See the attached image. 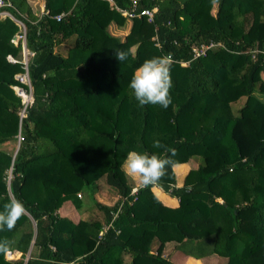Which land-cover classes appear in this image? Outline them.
I'll use <instances>...</instances> for the list:
<instances>
[{"label": "trees", "instance_id": "obj_1", "mask_svg": "<svg viewBox=\"0 0 264 264\" xmlns=\"http://www.w3.org/2000/svg\"><path fill=\"white\" fill-rule=\"evenodd\" d=\"M4 1L0 211L13 199L28 211L0 232V264H176L175 250L264 264V0H44L41 14ZM135 3L153 18L125 16ZM127 22L123 41L111 29ZM168 54L172 104L141 106L134 71ZM26 67L31 87L16 78ZM16 87L32 94L26 109ZM130 151L198 166L181 185L169 167L158 185L136 187L123 169ZM66 203L78 221L60 213Z\"/></svg>", "mask_w": 264, "mask_h": 264}, {"label": "clouds", "instance_id": "obj_2", "mask_svg": "<svg viewBox=\"0 0 264 264\" xmlns=\"http://www.w3.org/2000/svg\"><path fill=\"white\" fill-rule=\"evenodd\" d=\"M119 61L127 59V54L117 52ZM174 63L171 54L146 59L134 71L129 83L134 98L141 106L154 105L167 109L172 104L170 90L173 87L171 66ZM155 148H164L159 141L153 144ZM175 155V149H167ZM175 161L162 158L157 154L130 151L124 161V167L129 175L138 176L145 187L156 186L167 175L169 167L175 166ZM28 209L19 199H13L3 206L0 211V232L11 231L17 222L26 214ZM8 242L0 241V253L8 252Z\"/></svg>", "mask_w": 264, "mask_h": 264}, {"label": "rangeland", "instance_id": "obj_3", "mask_svg": "<svg viewBox=\"0 0 264 264\" xmlns=\"http://www.w3.org/2000/svg\"><path fill=\"white\" fill-rule=\"evenodd\" d=\"M29 3L31 4V6L33 7L34 11L36 14H41L44 11V0H28ZM43 7V8H42ZM130 29H131V23L127 22L125 24L124 27H122L121 29H117L116 27L113 26L112 33L121 37V39L124 41L126 40V37L130 34ZM12 149V146L11 148ZM197 168V163L194 160H190L188 163H185L183 165H178L176 167H174V172L176 175V179L177 181L180 183V185L184 182V179L186 177V175L188 174V172L192 169ZM123 169L126 172L125 167H123ZM127 178H128V182L130 185L132 186H142V182L140 177L138 176H133V175H129L126 172ZM177 177H181L180 179H178ZM99 200H101L103 203L108 204V205H112L115 203L116 201V197L112 196L110 194V192L105 191V190H101L99 193ZM82 195L84 196L85 199L87 200H91V194L84 191L82 192ZM169 195V194H168ZM170 196V195H169ZM68 207L67 211H74V207L71 204H65L64 207L60 210L61 214L64 213L66 215H68L65 211V209ZM67 217V216H66ZM74 219V221H78V218H71ZM158 244H154L153 246V251H156ZM172 250V247H170ZM170 250V251H171ZM169 253V250L167 251ZM167 252L165 253L167 255ZM11 254L8 255V257L11 259L13 258L12 252H10ZM185 255L184 252L180 251V250H175L174 252H172L170 259L176 263V264H226V260L221 258L219 255H213L211 257L205 258V259H201V260H196V259H192L189 258Z\"/></svg>", "mask_w": 264, "mask_h": 264}, {"label": "built area", "instance_id": "obj_4", "mask_svg": "<svg viewBox=\"0 0 264 264\" xmlns=\"http://www.w3.org/2000/svg\"><path fill=\"white\" fill-rule=\"evenodd\" d=\"M110 3L113 5V0H110ZM8 6H11V3L8 2V1H4V0H0V18H5V17H10V18H13V16L11 15V13L9 11H7L5 8L8 7ZM157 9H143L141 12H137V8H136V3L134 4V10L128 12H123V14L125 16H127L129 19H133V18H138V17H147L149 20H151L153 18V14L154 12L156 11ZM18 23L21 25V27L23 28V30L25 31V27L24 25L18 21ZM24 37H23V41H24ZM25 43V42H24ZM213 46L215 45H211V46H208V47H204L203 48V51L199 52L198 50L196 51V55H199V54H205V51L207 49H210L212 48ZM29 54L28 50L26 49L25 47V44H24V62L27 66V55ZM7 60L10 62V63H17L18 61L11 55H9L7 57ZM27 67H26V73L25 74H20V75H17L16 78L17 80H19L21 83H24V84H27L30 86V79H29V75H28V71H27ZM31 87V86H30ZM16 93L18 96H20L22 98V102L24 103L25 105V108L29 105L30 102H32L33 100V97H32V94L27 92L24 88L22 87H16Z\"/></svg>", "mask_w": 264, "mask_h": 264}, {"label": "crops", "instance_id": "obj_5", "mask_svg": "<svg viewBox=\"0 0 264 264\" xmlns=\"http://www.w3.org/2000/svg\"><path fill=\"white\" fill-rule=\"evenodd\" d=\"M43 8V7H42ZM197 163V162H196ZM180 165V164H179ZM183 165V164H181ZM178 166V165H176ZM174 166V167H176ZM198 166V165H197ZM178 179H180L181 177H177ZM179 181V180H178ZM178 184L180 185V183L178 182ZM153 192L154 194L168 207H172V208H175L179 205V201L178 199L174 198V197H171L169 196L167 193L163 192L161 189H159L158 187H154L153 188ZM68 203H66L67 205ZM70 204V203H69ZM68 207L65 209L64 212H66L68 215L62 213L63 216H67L68 218H78L80 219V216L78 214V212L75 210L74 208V211H67ZM61 212V211H60ZM74 220V219H72ZM191 258V257H189ZM188 258V259H189ZM194 259V258H192Z\"/></svg>", "mask_w": 264, "mask_h": 264}, {"label": "water", "instance_id": "obj_6", "mask_svg": "<svg viewBox=\"0 0 264 264\" xmlns=\"http://www.w3.org/2000/svg\"><path fill=\"white\" fill-rule=\"evenodd\" d=\"M11 253L9 252L8 255H10Z\"/></svg>", "mask_w": 264, "mask_h": 264}]
</instances>
